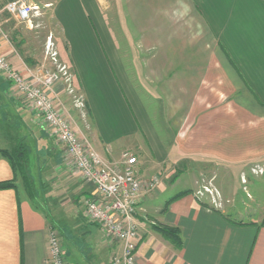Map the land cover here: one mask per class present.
Returning <instances> with one entry per match:
<instances>
[{
  "label": "crops",
  "instance_id": "crops-1",
  "mask_svg": "<svg viewBox=\"0 0 264 264\" xmlns=\"http://www.w3.org/2000/svg\"><path fill=\"white\" fill-rule=\"evenodd\" d=\"M43 1L51 7L57 29V54L70 67L73 87L84 102L81 111L89 127L87 131L81 128L82 136L106 161L119 164L121 154L129 152L137 160L136 173L142 181L156 176L160 182L153 193L142 196L136 210L140 231L136 264H264L263 220L255 224L228 218L197 196L194 179L183 180L184 188L175 191L186 177L185 165L190 166L192 157L199 156L191 151L196 140L186 136L187 130L183 138L176 134L174 142L164 139L136 91V79L126 60L131 55L127 52H182L183 91L196 82L199 88L216 82L225 73L226 88L240 92L251 107L264 109V0ZM0 3L1 15L4 0ZM11 19L9 15L0 17V51L14 67L24 70L4 25ZM204 52H213L211 64H201ZM152 68L151 73L155 72ZM175 68L168 64L167 72ZM166 78L173 80L169 74ZM6 87L10 89L0 79V101L6 102V113L10 109L13 117L16 107L9 102ZM214 116L211 126L215 128L201 129L198 135L199 141L203 136L204 140L214 138L215 151L209 152L214 159H222L224 149L232 162H238L239 155L252 159L249 141L240 139L250 133L232 127L238 137L233 135L224 143L222 115ZM261 117L264 120V114ZM26 122L32 123L30 118ZM261 125L264 127V121ZM34 126H27L21 139L29 151L32 187L29 158L35 152L39 159L35 158L38 166H33L40 174L43 207L33 201L34 189L28 191L11 163L0 157V182L14 185L0 190V264H48L50 229L59 234L68 264H109L120 246L108 244L84 215L82 202L95 197L93 188L67 169L63 148L54 147ZM15 133V128L1 127L0 151L15 148L19 139ZM258 133L264 142V134ZM172 187L164 199L163 194ZM161 226L179 231L180 249L156 231Z\"/></svg>",
  "mask_w": 264,
  "mask_h": 264
},
{
  "label": "rangeland",
  "instance_id": "rangeland-1",
  "mask_svg": "<svg viewBox=\"0 0 264 264\" xmlns=\"http://www.w3.org/2000/svg\"><path fill=\"white\" fill-rule=\"evenodd\" d=\"M32 1L40 9L37 15H33L30 24L17 22L4 10L5 13L3 12L0 17L3 18L4 15H9L12 18L11 21L4 25L8 27L6 31L9 34L10 41L16 47L20 60L25 65L24 69H54L46 55L49 41H51V48L58 52L54 46L57 29L51 17V7H46L43 4V0ZM204 53L206 54V57H204L205 61L202 59L201 64H211L212 62H209V60L214 61V58L212 59L211 57L213 52ZM127 54H131L127 55L126 60L130 73L132 72V77L136 79V91L143 101L144 107L154 125L164 139L166 141L173 140L174 142L176 134H179L183 138L187 130L186 136L189 137L190 135L192 141L196 140L195 147L191 151H194L195 155L199 154V156L192 157L189 162L190 166L185 165V179L184 177L181 178L182 180L179 185L165 191L163 198L165 199L166 196H169L170 191L174 189L175 191L183 189V180L194 179L196 181L197 196L205 200L204 202L209 206L217 208L225 216L233 220L245 223H261L264 218V153H262L264 142L263 138L258 136V132L260 131V133L264 134V127L262 125L259 126L264 121L261 119L264 109L257 105L251 107L243 99L240 92L235 89L226 88L227 79L225 73L216 82L210 81L204 83L200 88L196 82L194 83V87L192 86L183 91L181 88V67L179 68L182 65V52H127ZM6 58L14 67L7 56ZM57 62L60 65L67 66L72 75L71 69L62 55L57 54ZM168 64L176 66L174 72H167ZM134 66L142 67L139 70L137 68L132 69ZM151 67H153L152 69L155 72L151 73ZM14 68L17 69L16 67ZM157 69L158 72L156 71ZM168 74L173 80L168 81L166 78ZM0 79L5 82L1 76ZM10 89L9 87L7 88L6 96L10 100L9 102L16 107V111L13 118L10 109L6 113V102L0 101V130L1 127L6 129L15 128V135L21 139L25 135L27 126L32 127L34 124L35 128L45 133L47 140L52 142L54 147H58V145L54 144L55 140L49 136L47 127L43 126V122L40 121V117L31 104L21 98L14 90ZM66 89V87L57 84L50 97L54 101L56 109L69 121L72 129L87 141V137L82 136V129L87 131L89 127L85 123L84 112L82 113L81 110L74 106L73 98L78 96L77 89L74 88V93L72 94L68 93ZM218 114L222 115L221 138L224 140V143L227 140H232L231 137L234 135L232 127L237 126L240 132L248 131L250 133V135L245 133V136L242 135L240 139L244 143L249 141L248 147L253 148L252 159L246 160L239 155L238 162H232L230 161L231 156L229 152L226 153L224 149V152H222L223 158L215 160L214 153H209L210 151H215L212 143L214 138L204 140L206 137L203 136V141H199L198 135L201 129L215 128L211 124H213L214 115ZM21 116L23 119H20ZM29 118L33 124L30 122V125H27L26 120L28 121ZM23 120L25 121L24 123H22ZM254 133L255 137L252 136ZM234 136L238 137V135ZM179 143L181 144V139ZM248 143L245 145H248ZM204 146L207 147L206 151H202ZM34 153L29 158V174L34 180L33 201L40 205V207H43L41 204L43 197L42 186H39L40 174L38 173V169L33 166H38L36 159H39ZM204 155H207V157ZM104 161L110 167L117 166L116 162ZM33 162L36 163L33 164ZM154 179L157 180V189L160 182L156 176L151 177L147 181H141L149 182L154 181Z\"/></svg>",
  "mask_w": 264,
  "mask_h": 264
},
{
  "label": "built area",
  "instance_id": "built-area-1",
  "mask_svg": "<svg viewBox=\"0 0 264 264\" xmlns=\"http://www.w3.org/2000/svg\"><path fill=\"white\" fill-rule=\"evenodd\" d=\"M4 2V11L19 23L30 24L33 15L39 13L40 8L29 0ZM47 47L46 55L54 69L18 70L0 52V76L11 90L31 104L43 126L47 127L49 136L55 140L54 144L63 148L67 169L78 174L85 184L93 188L95 197L82 202L84 215L99 228L108 244L118 243L120 246L119 253L111 256L109 264H136L140 231L135 214L142 196L156 190L157 180L142 182L136 173L137 160L129 152L121 154L120 164L110 167L72 129L69 121L56 109L50 94L57 84L66 87L68 93H74L73 76L67 66L57 62V52L51 48V41ZM73 100L77 109L84 108L79 95ZM46 262L68 264L60 236L54 229L48 233Z\"/></svg>",
  "mask_w": 264,
  "mask_h": 264
},
{
  "label": "trees",
  "instance_id": "trees-1",
  "mask_svg": "<svg viewBox=\"0 0 264 264\" xmlns=\"http://www.w3.org/2000/svg\"><path fill=\"white\" fill-rule=\"evenodd\" d=\"M28 147L24 140L16 139L15 148L10 151H0V157L7 159L16 173L18 174L23 183L26 185L28 191L33 192V187L31 184V180L28 176ZM14 185L12 182H0V190H5L9 188H13ZM184 192L183 194H186ZM180 194L178 196H181ZM264 223V219L263 222ZM158 233H160L164 239L169 241L176 249H180L182 242L179 236V231L175 228L169 227H156L155 228Z\"/></svg>",
  "mask_w": 264,
  "mask_h": 264
}]
</instances>
